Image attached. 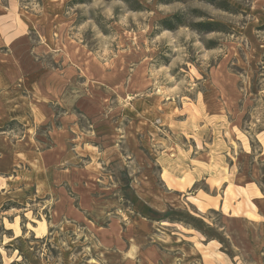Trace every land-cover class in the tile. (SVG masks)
<instances>
[{"label": "rangeland", "instance_id": "rangeland-1", "mask_svg": "<svg viewBox=\"0 0 264 264\" xmlns=\"http://www.w3.org/2000/svg\"><path fill=\"white\" fill-rule=\"evenodd\" d=\"M18 18L35 26L13 44L0 33V180L16 146L45 147L51 128L78 124L76 133L92 143L106 139L112 123L121 141L127 126L149 119L155 132L140 136L154 150L162 147L153 138L168 134L192 154L194 140L200 144L195 128L204 129L206 147L221 145L227 157L215 182L228 180L232 165L237 187L231 183L224 195L220 185L210 193L215 206L198 213L149 214L179 230L168 232L160 264H264V0H0V28ZM165 18H175L172 30L161 24ZM149 105L156 107L141 116ZM168 107L182 108L179 118L190 125L179 137L164 119ZM35 111L45 116L37 119ZM125 165L108 167L125 174ZM122 189L119 213L128 220L133 190ZM41 204L0 203V264L55 257L58 249L38 238L47 233L38 218L49 223ZM95 253L79 263L149 264Z\"/></svg>", "mask_w": 264, "mask_h": 264}, {"label": "crops", "instance_id": "crops-1", "mask_svg": "<svg viewBox=\"0 0 264 264\" xmlns=\"http://www.w3.org/2000/svg\"><path fill=\"white\" fill-rule=\"evenodd\" d=\"M13 25L14 29L10 30ZM31 26H35L33 20L19 19L14 24L8 23L7 29L2 26L0 33L5 34L6 42L13 44L24 39V29ZM155 107H140L141 116L145 117L148 114L145 110L150 112ZM181 112L182 108L176 110L173 107L164 111L167 126H172L169 129L171 136L179 137L190 128L186 121L179 118ZM44 116L43 111H35L37 119ZM200 124L198 121L199 128ZM109 125L111 133L99 142L87 141L86 136L76 133L80 131L79 125L70 124L51 128L45 147H40L39 142L36 145V141L33 145L20 143L16 146L10 158L12 169L0 180V191L4 192L0 203L15 198L23 204L39 200L43 207L40 210L48 207L49 223L38 218L41 230L47 226V233L38 238H45V244L58 250L55 257H49L44 263L42 258L39 264H80L83 257L96 255V249L103 255L109 254L123 261L143 258L149 264H160L164 262L168 232L179 230L177 226L169 228L162 218L149 214H162L169 209H192V212L198 213L201 207L210 203L209 208L215 206L217 194L210 193L217 192L220 185L224 187V195L231 183L236 186L237 172L231 171L232 165H228L223 176L229 179L215 182L214 175L226 163L227 157L221 145L219 151L206 147L204 138L209 132L204 129L197 131L195 128V134H200L201 141L198 144L194 140L196 147L192 154L168 134L165 139L153 138L162 147V150H154L148 136H140L142 131L148 134L155 132L149 119H138L127 126L121 141L115 131L117 127L112 123ZM191 129L193 131L194 126ZM121 144H125L128 155L124 154ZM122 162L128 167L125 174H116L108 167L121 166ZM123 184L133 190L132 203L135 204V214L128 220L123 217V212L119 213ZM114 208L116 211H113ZM97 210H100V215ZM86 248L89 253L85 252ZM91 260L94 258L91 257ZM198 264H208V260L200 259Z\"/></svg>", "mask_w": 264, "mask_h": 264}, {"label": "trees", "instance_id": "trees-1", "mask_svg": "<svg viewBox=\"0 0 264 264\" xmlns=\"http://www.w3.org/2000/svg\"><path fill=\"white\" fill-rule=\"evenodd\" d=\"M123 1H126L127 2V0H123ZM82 2H83V0H82ZM176 16V15H175ZM175 18H178V20H180V18L179 17H175ZM175 18H170V19H168V18H165V19H163L162 21H161V24L162 25H164L165 26V28L166 29H170V30H172L173 28H174V26L172 25V21L175 19ZM202 27V26H201ZM204 27V26H203ZM202 31H210V30H212V29H210V27H204L203 29H201Z\"/></svg>", "mask_w": 264, "mask_h": 264}]
</instances>
